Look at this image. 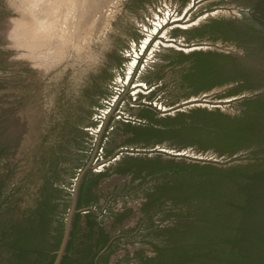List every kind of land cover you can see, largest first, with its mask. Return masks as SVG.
I'll list each match as a JSON object with an SVG mask.
<instances>
[{
  "label": "rangeland",
  "instance_id": "374dc122",
  "mask_svg": "<svg viewBox=\"0 0 264 264\" xmlns=\"http://www.w3.org/2000/svg\"><path fill=\"white\" fill-rule=\"evenodd\" d=\"M262 12L264 9L257 8L256 0H0V264L47 263L45 254L30 250V246L41 244L43 238L52 242L51 237L34 229V223L45 180L57 172L58 157L64 168L63 177L69 188L73 185V191L85 172H105L125 157L159 167L171 160L203 164L199 160H210L207 158L211 155L216 157L206 163L218 167L238 161L239 157L233 158L235 155L223 156L213 151L206 155L208 151L166 142L149 146L125 142V125L148 123L137 115L141 108L155 109L156 117L164 124H177L186 120L183 115L176 118L177 115L192 108H218L238 114L243 98L251 97L252 90L230 93L235 89L234 83L180 96V77L186 70L166 68L162 80L153 83L144 81L147 70H142L136 81L121 83V95L106 114L99 131L102 133L98 134L101 140L105 129L110 130L104 155L94 164H90L89 157L93 139L86 129L93 110L108 95L109 87L114 86L111 83L119 75H126L121 64L129 43L144 27L150 28L151 20L163 21L153 38L161 53L219 51L230 53L242 64L264 69V55L254 57L253 45L241 47L225 35L192 41L183 36L211 19L237 23L245 14ZM156 54L148 49L142 59L154 61ZM134 83L141 85L134 87ZM110 104L111 100H105L100 106L106 108ZM248 154L246 151L243 155ZM75 156L81 163L73 166ZM159 179L147 178L138 185V181L131 183L130 175L105 178L101 182V186H106L105 193L115 186L119 191L106 204L103 205V198L102 205L92 207L101 215L106 206L107 211L128 207L131 213L119 226L125 223L133 228L142 216L141 195ZM58 183L55 186L66 187ZM123 186L127 187L121 190ZM157 209L150 214L160 226H169L171 220L167 216L178 211L167 203ZM146 225L145 220L144 229L132 236V243L120 244L110 264H115L125 252L130 257L139 249L152 254L150 240L157 239L159 246L165 244L162 238L145 236ZM131 261L129 264H137Z\"/></svg>",
  "mask_w": 264,
  "mask_h": 264
},
{
  "label": "trees",
  "instance_id": "16d2710c",
  "mask_svg": "<svg viewBox=\"0 0 264 264\" xmlns=\"http://www.w3.org/2000/svg\"><path fill=\"white\" fill-rule=\"evenodd\" d=\"M209 27L206 24L194 28L183 36L187 41L207 37ZM158 57L159 61L145 72L144 81L160 82L166 68L186 70L179 82L183 97L225 83L235 84L230 93L251 91L264 84L263 71L243 65L228 53L167 50ZM240 105L242 110L238 114H228L218 108H192L177 115L176 118L182 115L186 118L177 124L162 123L153 108L139 109L137 115L148 123L125 125L128 144L149 146L166 142L223 156L246 151L249 154L225 167L184 160H171L159 167L139 158L125 157L105 172H85L76 192L79 212L71 218L60 264H110L120 244L132 243V236L144 229L145 220L148 230L145 236L162 238L165 244L159 246L157 239H153L155 243L150 240L152 254L139 249L130 257L125 252L115 264H129L130 259L137 264H264V94L245 98ZM78 159L74 157L73 166L81 163ZM59 161L58 157L57 172L45 180L34 223V229L51 237L52 242L43 238L41 244L30 246V250L45 254L46 264H53L55 260L64 234L63 214H69L72 201L71 192L66 189L69 182L63 177L64 168ZM113 175H130L131 183L138 181V185L147 178H160L141 195L142 216L133 228L119 226L131 213L123 205L105 215L94 211L80 213L102 205L103 198V205L113 198L118 188L115 186L105 193L106 186H101L105 178ZM70 176L71 173L68 179ZM58 182L66 187L55 186ZM124 187L127 186L120 189ZM164 203L178 209L167 216L171 220L169 226L155 223L150 214Z\"/></svg>",
  "mask_w": 264,
  "mask_h": 264
},
{
  "label": "built area",
  "instance_id": "2783aa9c",
  "mask_svg": "<svg viewBox=\"0 0 264 264\" xmlns=\"http://www.w3.org/2000/svg\"><path fill=\"white\" fill-rule=\"evenodd\" d=\"M162 25H163V21L155 18V20L154 19L151 20V23L149 26L150 28L144 27L143 30H141V28H140V30H141L140 35L136 39L132 40L129 43L128 48L126 49L125 53L123 54L124 60L121 64V66H122L121 71H122V73L125 71L126 75L124 77H122V75H119L118 77H116L114 79V81L111 83L114 86L109 87L108 95H106L102 99L100 104L93 110V113L91 116V124L86 129L88 135L90 136V140H91V138L93 139L92 140V147L90 148V154H89V157H91V163L90 164L96 163L98 161V159H100L101 157L103 158L104 146H105L106 141L108 139L107 135L109 134L110 130L105 129V132H104L101 140L98 139V134L102 133L99 131H100L102 122H103L104 118L106 117V114L111 110V106H113L114 103L117 101L118 96L121 95L122 89L120 87L121 86L123 87V85L121 83L124 82L125 85H128L132 80L136 81V79L140 75L141 71L142 70L146 71L156 61V57L158 59V56L161 52L158 49L157 44L153 43V38L156 36L159 29L162 28ZM148 49H149V52H151L152 54H156V52H157L154 61L150 60L147 62V61H144L142 59V56L144 55V53ZM132 77H133V79H132ZM136 85H141V84L140 83H137V84L134 83L133 84L134 87ZM105 100H111V104L109 107L103 108V105L102 106H100V105ZM205 152H207V151H205ZM244 153L245 152L239 153L238 155L233 156V158L244 157L245 156V155H243ZM205 154L206 155L210 154V152L205 153ZM215 157H216V155H211L210 158H207L210 160H199V159L198 160L202 161V162H208V161H212ZM233 162H235V161H233ZM233 162H231V163H233ZM78 170H80V172H81L82 169L79 168ZM72 187H73V185L70 188L66 187V189L68 191H70L72 189ZM70 192H71L70 197L73 198V189ZM106 207H103L101 210L103 215L107 214V208ZM94 209H95V207H89L88 209L80 211V213L84 214V213H87L89 211H94ZM63 216H64V220H66L68 217V214L67 213L63 214ZM123 225H125V223Z\"/></svg>",
  "mask_w": 264,
  "mask_h": 264
},
{
  "label": "flooded vegetation",
  "instance_id": "af4514ba",
  "mask_svg": "<svg viewBox=\"0 0 264 264\" xmlns=\"http://www.w3.org/2000/svg\"><path fill=\"white\" fill-rule=\"evenodd\" d=\"M256 1H257V8L264 9V1L263 0L260 1L256 0ZM252 14L243 15L241 20L237 23H233L230 21L222 22L218 19H211L207 21L205 24H203V25L206 24L210 25L209 27L210 34L207 37L211 36L212 38H220L222 37V35H225L228 36L227 37L228 41L237 43L241 47H244V44L253 45L255 53L252 55L254 57H259L264 55V14L263 12L262 14H253V15ZM246 66L255 67L263 71L262 76L264 78V69H262L261 66L259 65H255V66L246 65ZM259 93L264 94V84H262L260 87L256 89H253L251 91V97Z\"/></svg>",
  "mask_w": 264,
  "mask_h": 264
},
{
  "label": "water",
  "instance_id": "95a60500",
  "mask_svg": "<svg viewBox=\"0 0 264 264\" xmlns=\"http://www.w3.org/2000/svg\"><path fill=\"white\" fill-rule=\"evenodd\" d=\"M81 178H82V175L77 180V185H76V187L74 188V191H73V198H72V201H71V208H70V212L68 214V217H67V219L65 221L63 238H62L61 244L59 246V249L56 252V257H55V260H54L53 264H60L61 258H62V256L65 253L67 240L69 238V231H70V228H71V218H72L73 214H75L76 212H79L78 210H76V192H77V188H78V185H79V182H80Z\"/></svg>",
  "mask_w": 264,
  "mask_h": 264
}]
</instances>
